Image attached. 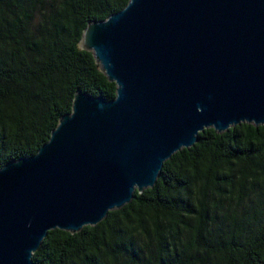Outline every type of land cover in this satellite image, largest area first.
Here are the masks:
<instances>
[{"label":"water","instance_id":"95a60500","mask_svg":"<svg viewBox=\"0 0 264 264\" xmlns=\"http://www.w3.org/2000/svg\"><path fill=\"white\" fill-rule=\"evenodd\" d=\"M80 46L116 97L77 90L37 153L0 167V264H34L51 229L98 224L206 128L264 124V0H129Z\"/></svg>","mask_w":264,"mask_h":264},{"label":"trees","instance_id":"16d2710c","mask_svg":"<svg viewBox=\"0 0 264 264\" xmlns=\"http://www.w3.org/2000/svg\"><path fill=\"white\" fill-rule=\"evenodd\" d=\"M129 0H0V167L37 153L77 90L117 84L80 46ZM34 264H264V124L213 127L96 225L51 229Z\"/></svg>","mask_w":264,"mask_h":264}]
</instances>
